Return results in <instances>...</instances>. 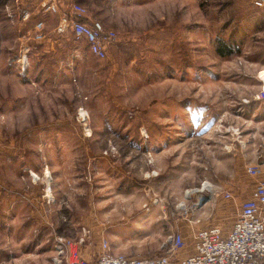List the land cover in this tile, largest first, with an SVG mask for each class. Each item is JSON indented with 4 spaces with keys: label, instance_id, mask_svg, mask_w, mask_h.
<instances>
[{
    "label": "rangeland",
    "instance_id": "rangeland-1",
    "mask_svg": "<svg viewBox=\"0 0 264 264\" xmlns=\"http://www.w3.org/2000/svg\"><path fill=\"white\" fill-rule=\"evenodd\" d=\"M71 2L116 33L104 60L62 13L40 14L38 2L22 20L14 0H0V264H56L55 238L84 233L83 253L96 236L115 254L160 256L172 233L189 239L212 222L213 195L252 191L260 179L248 164L264 169V117L251 112L264 13L252 1L59 0L61 9ZM39 19L40 43L30 39ZM229 37L236 52L218 55Z\"/></svg>",
    "mask_w": 264,
    "mask_h": 264
},
{
    "label": "built area",
    "instance_id": "built-area-1",
    "mask_svg": "<svg viewBox=\"0 0 264 264\" xmlns=\"http://www.w3.org/2000/svg\"><path fill=\"white\" fill-rule=\"evenodd\" d=\"M21 9V19H28L30 12L20 6L21 0H14ZM253 5L264 12V0H253ZM40 14L62 13V26L69 27L74 39L83 40L89 53L100 60L107 58L108 49L116 38V33L106 29L100 22L89 20L87 8L80 3L71 2L66 11L61 8L59 0H42L38 4ZM62 26L59 27L62 30ZM46 37L45 22L36 20L31 30L30 39L42 42ZM30 46L23 43L19 51L18 62L25 70ZM255 101H264V80L254 94ZM246 173L258 178L261 168L256 164H248ZM230 197V193H225ZM194 219L193 224L199 223ZM84 235L77 240L56 237L54 250L55 263L59 264H264V180H257L251 195L240 207L237 219L227 235H223L215 225L199 227L194 232L193 253L185 258H177V253L184 246L180 233L170 235V245L165 254L150 258L128 257L109 251L107 240L101 241V252L94 261L83 256L82 248L86 240Z\"/></svg>",
    "mask_w": 264,
    "mask_h": 264
},
{
    "label": "crops",
    "instance_id": "crops-1",
    "mask_svg": "<svg viewBox=\"0 0 264 264\" xmlns=\"http://www.w3.org/2000/svg\"><path fill=\"white\" fill-rule=\"evenodd\" d=\"M40 1H42V0H21L20 6L22 8H25L26 10L30 11V9H29L30 6L29 5H33L35 3L38 4V2H40ZM250 1H253V0H250ZM17 6H18V8H20L19 4ZM13 8H14V5H13ZM243 54L244 55L249 54V50L243 52ZM259 103L260 104H258L256 106H254L253 108H251L252 115L253 116H257L256 114H260L262 117H264V102H259ZM254 118H252V119H254ZM263 151H264V149H263ZM259 179L260 180H264V169H263ZM251 192H252L251 190L248 191V194H246V196H244V197H240V195H238L236 192L230 193V197H225V194H224V196L222 195V197L218 198V199H216L215 195H213L214 199H213L212 203L215 206V208H214L215 210H214V213H213V215H214L213 216V220H212V222H209L210 223L209 225L212 224V225L218 226L220 228L222 234L223 235H227V233L230 231V229L232 227V224L237 219V216H238V213H239V210H240L242 202L245 199L249 198V196L251 195ZM211 198L212 197H210L208 201L212 200ZM2 202H3V199L0 201V204H2ZM4 214H6V213H4ZM4 214L2 212H0V223L3 220ZM13 214H15V215H13ZM16 216H17L16 209L13 208V211H11L10 217L6 216V219H10V224H11L13 219H16ZM11 230L12 229H10V231ZM5 231H7V230L3 229L2 226H1L0 235H3L4 233H6ZM8 233L13 234L12 232H8ZM193 238H194V235H193L192 238H189V239L183 238L184 246L177 253V258H185V257L190 256L193 253V240H194ZM95 242H96L95 244H93L89 248H86L85 250H83L84 251L83 256L85 258H87L88 260H90V261H94L96 256L101 252V247L99 245L98 240H96V236H95ZM117 250L118 251L119 250L124 251V249H117ZM109 251H110V248H109ZM128 257H132V256H128Z\"/></svg>",
    "mask_w": 264,
    "mask_h": 264
},
{
    "label": "trees",
    "instance_id": "trees-1",
    "mask_svg": "<svg viewBox=\"0 0 264 264\" xmlns=\"http://www.w3.org/2000/svg\"><path fill=\"white\" fill-rule=\"evenodd\" d=\"M261 12H263V11H261ZM38 43H40V42H38ZM84 44L86 46V43H84ZM234 46H237V43L235 42L233 37H229L228 40L222 41V42L217 44L216 52L218 55L230 56L231 54L236 52V50H235L236 47H234Z\"/></svg>",
    "mask_w": 264,
    "mask_h": 264
},
{
    "label": "water",
    "instance_id": "water-1",
    "mask_svg": "<svg viewBox=\"0 0 264 264\" xmlns=\"http://www.w3.org/2000/svg\"><path fill=\"white\" fill-rule=\"evenodd\" d=\"M209 198H210V197L205 196V197L202 198V201H201V202H202V203H205V202H207V201L209 200Z\"/></svg>",
    "mask_w": 264,
    "mask_h": 264
},
{
    "label": "bare ground",
    "instance_id": "bare-ground-1",
    "mask_svg": "<svg viewBox=\"0 0 264 264\" xmlns=\"http://www.w3.org/2000/svg\"><path fill=\"white\" fill-rule=\"evenodd\" d=\"M261 78V77H260ZM260 80H264V78H261ZM204 188V187H203ZM199 191H202V189L201 190H199ZM193 192V191H192ZM192 192H188V194H190V193H192Z\"/></svg>",
    "mask_w": 264,
    "mask_h": 264
}]
</instances>
